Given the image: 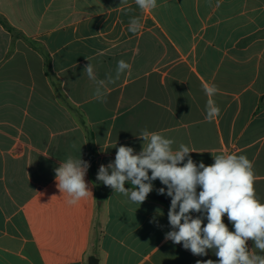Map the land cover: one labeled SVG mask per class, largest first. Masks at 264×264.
<instances>
[{"label": "crops", "instance_id": "1", "mask_svg": "<svg viewBox=\"0 0 264 264\" xmlns=\"http://www.w3.org/2000/svg\"><path fill=\"white\" fill-rule=\"evenodd\" d=\"M156 2L142 12L135 0H0V264L216 261L165 241L171 198L157 194L159 179L141 205L96 179L120 145L141 150L144 129L197 151V164L247 156L264 202V0ZM120 60L130 68L109 83ZM79 150L92 195L70 203L55 169Z\"/></svg>", "mask_w": 264, "mask_h": 264}, {"label": "clouds", "instance_id": "2", "mask_svg": "<svg viewBox=\"0 0 264 264\" xmlns=\"http://www.w3.org/2000/svg\"><path fill=\"white\" fill-rule=\"evenodd\" d=\"M135 4L142 12L157 7L156 0H135ZM141 28L140 18L131 17L128 31L135 34ZM129 68L124 60L118 61L115 76L108 75L107 81L115 83ZM83 72L96 83L94 95L103 101L105 81L97 79L89 61ZM204 90L210 97L217 91L214 85ZM219 112L210 99L206 119L212 121ZM136 136L143 141L141 150L136 153L133 147L120 145L114 161L100 165L96 179L139 205L159 179L164 187L157 189V194L171 198L167 217L172 230L165 234V241L182 244L195 256H207L213 250L218 258L197 260L196 264H264V202L256 195L254 167L247 156L221 152L212 155L213 164H197L190 155L197 151L183 143L174 149V140L147 129ZM89 167L79 150V156H68L55 169L57 188L71 197L70 203L92 195L85 179ZM225 215L234 231L224 223ZM249 240L254 244L251 250Z\"/></svg>", "mask_w": 264, "mask_h": 264}, {"label": "water", "instance_id": "3", "mask_svg": "<svg viewBox=\"0 0 264 264\" xmlns=\"http://www.w3.org/2000/svg\"><path fill=\"white\" fill-rule=\"evenodd\" d=\"M88 264H97V259L93 257L88 258Z\"/></svg>", "mask_w": 264, "mask_h": 264}]
</instances>
